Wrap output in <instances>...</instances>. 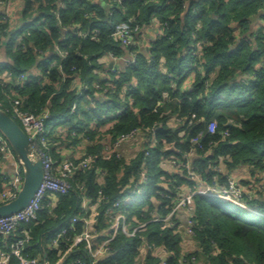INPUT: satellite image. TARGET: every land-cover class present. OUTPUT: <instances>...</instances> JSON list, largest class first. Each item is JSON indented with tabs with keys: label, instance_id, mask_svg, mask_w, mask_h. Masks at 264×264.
<instances>
[{
	"label": "trees",
	"instance_id": "16d2710c",
	"mask_svg": "<svg viewBox=\"0 0 264 264\" xmlns=\"http://www.w3.org/2000/svg\"><path fill=\"white\" fill-rule=\"evenodd\" d=\"M129 18L141 28L155 18L162 32L148 39L145 51L132 48L136 51L132 64L114 66L112 71L103 58L123 53L112 32L118 21ZM19 19L10 39L24 31L26 49H15L8 41L10 62L0 66L26 77L15 85L13 81L0 85V107L11 114V99L22 97V111H46L51 153L58 162L63 159L59 144L65 142L72 149L81 144V154L98 157L76 170L65 194L47 195L35 220L20 223L15 234H0V248L8 251L13 237L28 232L29 246L23 253L41 256L45 251L46 259L55 263L65 242L53 248L49 239L73 215L82 213L81 199L95 206L96 226L105 228L106 206L130 194L141 171L148 177L145 193L120 207L129 228L153 214L165 216L185 193L183 187L196 183L183 165L167 169L163 162L175 158L184 163L185 153L193 150L191 166L208 180L214 165L223 167L219 182L235 168H250L256 182L262 180L253 186L255 191L248 190L249 202L257 201L261 214L195 194L190 210L182 207L174 214L173 225L150 221L133 236L116 234L98 263L160 264L157 252L142 254L146 244H152L166 250V264H264V0H41L37 7L26 0ZM255 19L263 21L257 29L252 28ZM57 44L67 52L65 58L54 50ZM190 77L191 86L183 88ZM83 84L86 89L76 98ZM212 120L217 124L214 133L207 129ZM155 126L157 142L146 155L145 137ZM133 129L139 130L134 152L102 157L106 141L113 143ZM197 136L201 147L191 141ZM2 183L0 174V192ZM238 183L245 190L247 182ZM179 212L192 221L191 250L182 245L187 224ZM82 229L78 221L68 234L73 237ZM83 247L79 243L64 264L77 257L88 264ZM8 264H18L17 258L10 256Z\"/></svg>",
	"mask_w": 264,
	"mask_h": 264
},
{
	"label": "built area",
	"instance_id": "2783aa9c",
	"mask_svg": "<svg viewBox=\"0 0 264 264\" xmlns=\"http://www.w3.org/2000/svg\"><path fill=\"white\" fill-rule=\"evenodd\" d=\"M14 1L15 0H0V51L2 45L8 41V43L11 44L15 49H26L25 43L23 44L22 42L24 31H19L13 40L10 39V30L21 24V20L19 19L20 17L17 16V12H19V9L22 10L23 8V6L21 7L20 5H18L20 8L15 7L13 5ZM25 1L26 0H23V2ZM29 1H31L36 7L41 2V0ZM117 1L118 3L121 2V0ZM59 5L62 8L65 7L64 2H59ZM55 13L58 16V12ZM161 27V25L158 27L157 35L161 34ZM140 30L141 26L138 23H135L132 18L118 21L114 26L112 35L114 38L119 40L120 45L124 46L127 52V55L124 58V63L132 64L136 60V51L132 48L135 49L137 46V41L135 38ZM81 35L86 37L87 33L81 32ZM54 50L58 53L60 58H65L67 52L62 51L58 44L55 45ZM34 51H37L39 55L42 52L36 47ZM107 57L108 60H111L115 59L116 56H114L112 53H109ZM54 62L55 61L51 62V65L55 64ZM109 68L112 71L116 70L113 65H110ZM25 77L26 73H20L14 76L8 69H3L0 66V85L3 87L9 85L12 81L15 85L17 82L19 83L23 81ZM96 87H99V84H96ZM84 89H86V84H83L79 88L76 93V98L81 95ZM21 102L22 97L11 99L10 115L25 131L31 147L40 156L43 167V179L33 197L29 200L25 207L14 214L0 217V234L3 235H9L11 233L15 234V231L20 223L35 220L37 218V213L41 208V203L43 200H45L47 195L65 194L71 186L70 178L74 175L76 170L80 168H87L89 164L98 157L97 153H84L81 154L76 161L71 157H63V159L58 162L56 159H54L51 153V145L49 144V131L45 122V118L48 117L47 112L44 111L40 113H34L22 111ZM74 107L75 104H73L72 109ZM216 125V121H210L207 124L208 131L210 133H214ZM156 128V126L151 128L152 135H150L148 138L145 137V141L147 142V147H144L146 155H149V147H153V145L157 142L153 134ZM136 135H139L138 129H133L127 134L118 136L113 143L110 142L106 145L105 151L101 153L102 157L105 159H110L112 154L115 153V156L120 158L121 153L118 151L119 146L124 141L129 140ZM198 139L199 138L197 136L191 141L201 147L199 144L200 140ZM0 151V158L10 160L14 166L11 172L1 174L3 188L0 192V199L3 200V202H6L15 198L21 189L23 182V171L7 140L1 133ZM192 154L193 150L185 153L187 160L181 164L177 162L175 158H171L163 162L164 166L166 164L172 167L183 165L187 172L186 175L190 179H193L196 183L194 187L187 186L186 192L179 198V200L172 206L171 210L165 216H162L161 214H153L152 217L146 221L129 228L130 221L127 218V215L120 209V207L124 202H128L129 200L131 201L132 198L135 199L136 195L145 193L146 189L143 187V184L146 183L148 177L143 171H141L140 178L135 182L134 188L130 194L126 195L125 198H119L111 205L106 206L104 215L109 220V222L105 228H98L96 226L97 211L95 206L89 204V199L85 197L82 198L80 206L82 213L80 215H73L70 218L69 224L63 228L55 230L49 239V244L53 248H58L61 245V242H65V251L61 254L58 260L52 264H60L65 256L68 255L69 257L70 252H72L79 243H84L83 250L89 259L88 264H99L98 260L106 253L107 249H109L108 245L116 236V234L122 232L127 236H133L140 227L144 226L150 221H159L161 222L162 227L173 225L174 214L182 207H187L188 209H186L190 210L192 196L195 194L216 197L224 202L234 204L241 209H247L257 214H261V212L249 202V192L241 188L237 178H235L232 174H227L225 175V180L219 182V172L223 171V167L222 165H214L212 168L214 172L211 175V178L209 180L208 178L205 179L199 172H196L192 168L191 161L189 160ZM243 196H246L247 199ZM101 197L102 199L104 198V196ZM78 221L83 223V229L80 233L71 237L68 232L74 230V226ZM186 224L187 226L189 225L188 228L190 229V224H192V221L189 218H186ZM29 240L30 236L28 232H25L23 236L13 237L9 244L8 251H5L2 254L0 264H6L12 255L17 258L18 264H51L46 259L45 255L28 256L27 254L23 253L24 249L29 246ZM148 250H150L152 254L157 252L158 255L162 257L160 264H166V250L164 248H154L152 244H146V246L142 249V254ZM67 264H84V261L81 259V257H77Z\"/></svg>",
	"mask_w": 264,
	"mask_h": 264
},
{
	"label": "water",
	"instance_id": "95a60500",
	"mask_svg": "<svg viewBox=\"0 0 264 264\" xmlns=\"http://www.w3.org/2000/svg\"><path fill=\"white\" fill-rule=\"evenodd\" d=\"M112 65V63L110 64ZM0 133L7 140L23 171V182L17 196L0 203V217L14 214L27 205L43 179L40 156L33 150L19 123L0 107ZM68 255L63 258V264Z\"/></svg>",
	"mask_w": 264,
	"mask_h": 264
},
{
	"label": "crops",
	"instance_id": "0c3cea01",
	"mask_svg": "<svg viewBox=\"0 0 264 264\" xmlns=\"http://www.w3.org/2000/svg\"><path fill=\"white\" fill-rule=\"evenodd\" d=\"M24 4H25V2H23V0H15L13 2V5L15 7H18V5H20L21 7L22 6L24 7ZM20 6L18 8H20ZM21 12H22V10L19 9V12H17V16L18 17L21 16ZM262 23H263V21L258 20V19H255V22H253V24H252V28L257 29V27H260L262 25ZM159 26H160V24H158V20L155 19V18H153L151 20V22L148 23L147 25H142V28L140 30L141 32H139L140 33L139 36L136 35V38H135V40L137 41L136 44L138 46V50L139 51H145L146 50V48L148 46V39L149 38L152 39V38H155L157 36V32H158V27ZM121 47L123 49V53L120 56L115 57V59H111V60L109 59L107 61V64H108L109 67H110V64L111 63H112L113 66H116V67H122L125 64L124 63V58L126 57L127 52H126L124 46L121 45ZM107 59L108 58H106V57L103 58V60H107ZM4 62H10L9 57L7 56V53H6V45L5 44L2 45V48H1V51H0V64L1 63H4ZM192 80H193L192 77L188 78L187 81L185 82V84L183 85V88H188L189 86H191ZM172 122H174V121H171V125H173ZM174 125H175L174 127L177 128L176 127L177 124L175 123ZM110 142L111 141H106V144H108ZM83 143H84V141H83ZM54 144L56 145L57 143L54 142ZM123 144H121L119 146V148H118V151L122 155L123 154H126L125 153L126 151L124 152ZM133 145H135V142L132 144V146ZM81 146L82 145L79 144V145H77V148L76 149L75 148L72 149L70 147H67V142L61 143V144H59V149H60L59 153H60V155H61L62 158L63 157L77 158L78 156L81 155V152H80L81 151ZM189 160L191 161L192 159H189ZM13 167H14L13 166V163L10 160H5L4 158H0V174L11 172L12 169H13ZM249 169L250 168H248L246 166H242V167H239V168H235L233 171H231L230 174H232L235 178H237L238 181L239 180L240 181L241 180L242 181L244 180V182L245 181L247 182V185H245L246 186L245 187V190L246 191H248V190L249 191L250 190L255 191L256 188L253 187V186H255L257 184H261L262 183V180L260 182H256L255 178H250L251 173H250ZM186 188H187V186H184L182 190H185V192H186ZM253 196H254L255 199L257 198V195L256 194L253 195ZM252 204L256 207V205L258 203L256 201V202H252ZM179 214L185 220L186 217L184 216V214H182L181 212H179ZM5 236H8V235H5ZM189 240L190 239L188 237L185 238V240L182 242L183 247H184V243L187 242V241H189ZM3 247H5V246H3ZM4 252L5 251H3L2 248H0V259H1L2 254ZM44 255H45V251L42 252V256H44ZM8 262H9V260H8ZM8 262L6 264H8Z\"/></svg>",
	"mask_w": 264,
	"mask_h": 264
},
{
	"label": "rangeland",
	"instance_id": "374dc122",
	"mask_svg": "<svg viewBox=\"0 0 264 264\" xmlns=\"http://www.w3.org/2000/svg\"><path fill=\"white\" fill-rule=\"evenodd\" d=\"M173 123V125H171V126H173V128H175L174 126V122H172ZM177 127V126H176ZM134 142H136V144L135 145H133L132 146V144L134 143ZM124 143V144H123ZM122 144H123V147H124V152H125V149L128 151V152H125L126 154L127 153H131V152H133L135 149H137V146H138V142L137 141H134V138H131V139H129V140H126V141H124ZM74 151V150H73ZM123 152V153H124ZM79 157V156H78ZM174 167V166H173ZM164 168H167V169H171V166L170 165H168V164H166L165 166H164ZM180 171V170H179ZM249 171H251L250 169H249ZM247 178V177H246ZM250 178H256V175H251L250 176ZM231 197V196H230ZM232 198V197H231ZM187 208V207H186ZM188 209V208H187ZM238 214H239V216H241V217H243V218H245V219H250L251 218V214H249V213H247V212H245V211H238ZM184 230L187 232L186 233V238L188 237V238H190L191 237V235H190V229L188 228V226H185L184 227ZM189 231V232H188ZM193 247V244H192V242L190 243V241H187V242H185L184 243V249H186V250H191V248ZM152 254V253H151ZM193 264H196V262H194Z\"/></svg>",
	"mask_w": 264,
	"mask_h": 264
}]
</instances>
